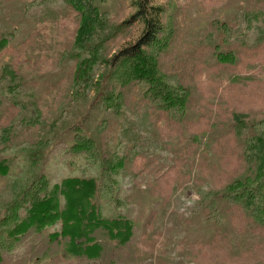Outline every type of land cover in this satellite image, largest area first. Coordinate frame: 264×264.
<instances>
[{
	"label": "rangeland",
	"instance_id": "rangeland-1",
	"mask_svg": "<svg viewBox=\"0 0 264 264\" xmlns=\"http://www.w3.org/2000/svg\"><path fill=\"white\" fill-rule=\"evenodd\" d=\"M80 1L93 9L85 28L71 0H0V37L8 40L0 48V156L12 160L0 174V213L42 176L47 190L92 180L98 215L128 219L134 240L123 247L117 232L96 229L102 251L87 264H264V227L220 198L247 172L241 153L264 130V0H156L159 35L171 30L158 68L187 88V108L162 112L145 100L143 83L116 85L124 97L116 118L95 99L93 82L109 89L110 58L142 26L128 21V0ZM223 41L229 46L218 53L233 52L232 63L217 59L214 45ZM76 136L90 138L89 148L71 150ZM56 195L64 209L66 193Z\"/></svg>",
	"mask_w": 264,
	"mask_h": 264
},
{
	"label": "trees",
	"instance_id": "trees-1",
	"mask_svg": "<svg viewBox=\"0 0 264 264\" xmlns=\"http://www.w3.org/2000/svg\"><path fill=\"white\" fill-rule=\"evenodd\" d=\"M128 1L133 8V14L128 21H138L141 24L140 35L132 44L120 49L110 58V71L103 76L104 83L108 80L106 84L109 89L103 82H93L95 99L109 108L108 114L111 118H116L120 116L124 100L123 96L122 99L119 96L121 91L114 94L116 85L125 87L143 83L146 86L145 100L153 108L171 112L173 115L175 112L184 113L189 102V91L182 83L170 79L169 75L163 74L158 68L157 55L166 49L171 36V30L165 32L164 37L159 35L163 29V7L157 4L156 0ZM69 6L80 13L83 28L89 25L93 9L88 3L81 4L80 0H71ZM7 41L6 38L0 37V48L5 46ZM220 43L214 45L217 59L224 63L234 62L233 52L218 53L222 45L229 46L226 41ZM2 101L0 95V102ZM75 127V131L79 132L81 128ZM126 128L132 133L138 130L137 125L132 122ZM253 135L254 141L248 145L249 149L241 153L242 158L250 164L247 172L227 184L220 198L230 206H238L246 217L264 227V130H259ZM89 142L88 137L76 136L71 150L84 151L89 148ZM11 162L12 160L0 156V174L5 172ZM103 165L108 170L114 167L110 158L103 159ZM46 184V178L40 177L33 185L23 189L22 193L8 204L5 211L0 213V264H87L88 259L98 257L102 251L101 241L97 242L93 236L95 234H92L96 229L107 231L110 238H113L112 233L115 231L119 236L118 243L123 247L132 246L134 239L130 221L119 216L100 217L97 206L89 202L94 189L92 180L67 179L60 188L56 185L48 190ZM57 189L66 193L67 206L64 209L58 208ZM83 200L87 201L88 209L81 206ZM55 224H59V231L50 230ZM68 234L69 245L66 250L60 251V240ZM31 236L33 239H30ZM37 238L40 243L33 242ZM28 239L30 240L27 241ZM21 246L23 251L20 258L12 261L10 258L13 255L10 251ZM106 262L119 264L115 257Z\"/></svg>",
	"mask_w": 264,
	"mask_h": 264
}]
</instances>
